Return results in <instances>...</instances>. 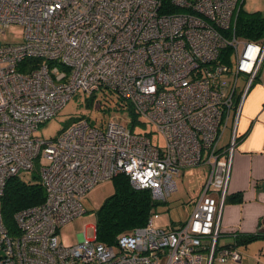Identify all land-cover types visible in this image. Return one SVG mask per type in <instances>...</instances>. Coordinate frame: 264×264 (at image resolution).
<instances>
[{
	"label": "built area",
	"instance_id": "obj_1",
	"mask_svg": "<svg viewBox=\"0 0 264 264\" xmlns=\"http://www.w3.org/2000/svg\"><path fill=\"white\" fill-rule=\"evenodd\" d=\"M242 1L0 0V31L24 29L22 42L0 44V264H201L204 252L208 264L240 261L217 239L237 121L264 62V39L236 34ZM101 88L127 101L164 146L119 111L101 125L79 118L54 138L35 135L77 91ZM41 158L45 198L18 210L11 231L7 183ZM200 165L207 180L177 227L149 219L120 235L117 249L85 233L74 245L59 242V228L85 212L82 199L100 181L125 174L163 202L181 169Z\"/></svg>",
	"mask_w": 264,
	"mask_h": 264
},
{
	"label": "rangeland",
	"instance_id": "obj_2",
	"mask_svg": "<svg viewBox=\"0 0 264 264\" xmlns=\"http://www.w3.org/2000/svg\"><path fill=\"white\" fill-rule=\"evenodd\" d=\"M241 6L244 14L260 13L264 16V0H243ZM23 30V26L11 24L4 30V33L0 31V44L22 42L24 40ZM229 59L231 60L230 66L233 68L235 62L233 52ZM241 82L242 77L239 78V83ZM94 94L93 100L88 105V96L82 91H77L53 118L37 128L35 135L41 139L54 138L65 126L71 123L72 118L78 116H84L94 125L104 124L112 111H107L104 108V98L99 91ZM118 111L122 119H125L123 121L131 122V116L125 114L124 109ZM135 129L148 134L155 145L164 146L163 136L155 132L151 124L136 123ZM227 133H225V137ZM44 163H46L44 158L34 159V168L32 170H21L17 175L18 178L24 181L33 180ZM208 172V166L204 165L181 169L180 174L174 178L176 190L171 192L166 202H160L156 205L151 216L153 223L157 227L168 229L173 224L187 221L193 209V201L206 182ZM114 188L113 179L103 180L94 185L82 199L85 212L59 228L57 234L59 242L65 246L74 245L83 238V233L87 238H93L95 235L96 211L101 207L104 200L113 193ZM114 248L117 249L116 244H114ZM203 255L205 260L206 253L204 252Z\"/></svg>",
	"mask_w": 264,
	"mask_h": 264
},
{
	"label": "crops",
	"instance_id": "obj_3",
	"mask_svg": "<svg viewBox=\"0 0 264 264\" xmlns=\"http://www.w3.org/2000/svg\"><path fill=\"white\" fill-rule=\"evenodd\" d=\"M236 129L217 247L234 244L240 261L214 259L212 264H264V62L244 97ZM226 132L222 145L228 141L229 129ZM247 234L257 237L238 243ZM207 260L203 255L201 264Z\"/></svg>",
	"mask_w": 264,
	"mask_h": 264
},
{
	"label": "trees",
	"instance_id": "obj_4",
	"mask_svg": "<svg viewBox=\"0 0 264 264\" xmlns=\"http://www.w3.org/2000/svg\"><path fill=\"white\" fill-rule=\"evenodd\" d=\"M236 34L247 40L263 42L264 16L260 13L244 14L241 6L237 17ZM99 92L104 98V108L107 111L113 112L124 109L128 112L132 119L130 128H135L136 123L143 124L137 118L132 106L117 93L105 88H101ZM94 96V93L88 96V105H90ZM79 118L85 117L78 116L72 118L70 122ZM112 179L115 184L114 191L96 211L95 239L103 245H114L120 235L130 233L133 229L144 226L151 219L156 205L161 202L153 199L148 189L133 187L125 174H120ZM44 198L45 191L39 173L33 180L29 181L21 180L18 176L12 177L8 181L1 199L3 220L6 227L13 231L14 214L20 209L41 204ZM163 202H166V200ZM180 224H173L169 228L173 229ZM256 237L257 235L247 234L239 239L238 243L245 244ZM227 247L234 248L235 245L231 244Z\"/></svg>",
	"mask_w": 264,
	"mask_h": 264
}]
</instances>
